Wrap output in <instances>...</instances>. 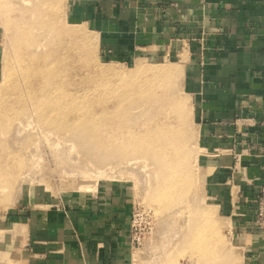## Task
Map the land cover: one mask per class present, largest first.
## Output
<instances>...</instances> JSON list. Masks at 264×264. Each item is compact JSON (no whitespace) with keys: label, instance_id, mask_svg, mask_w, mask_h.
Segmentation results:
<instances>
[{"label":"crops","instance_id":"obj_1","mask_svg":"<svg viewBox=\"0 0 264 264\" xmlns=\"http://www.w3.org/2000/svg\"><path fill=\"white\" fill-rule=\"evenodd\" d=\"M69 5L103 56L178 61L205 154L206 195L233 225L248 264H264V227L254 222L253 204L264 185V0ZM131 205L128 186L107 180L12 218L26 233L27 264H134Z\"/></svg>","mask_w":264,"mask_h":264},{"label":"rangeland","instance_id":"obj_2","mask_svg":"<svg viewBox=\"0 0 264 264\" xmlns=\"http://www.w3.org/2000/svg\"><path fill=\"white\" fill-rule=\"evenodd\" d=\"M60 1L0 0V92L7 84L6 80L11 79L17 70L19 57L25 51H35L36 44H41L38 51L55 50L52 54L65 60L74 90L80 94L79 102L93 111L112 104L114 96L105 91L112 84L120 85L122 90L139 84H123L121 78L100 73L98 66L101 64H111L121 71L130 72L137 61L145 66L178 63L172 55L126 62L103 56L94 35L71 18L70 0L61 11L56 10ZM51 21L59 26L79 27L81 32L77 37L63 36L57 27L46 33L45 25ZM19 33L23 36L17 39V44L15 36ZM51 43L55 48L50 47ZM182 81L183 78L176 94L187 103V111L180 116L177 112L167 114L166 101L164 109L163 105L156 109L158 113L162 111L164 118L168 116V121L182 127L184 145L180 153L183 159L180 157L179 163L170 152L163 154L167 161L163 159L159 165L158 155L149 152L99 151L92 142L58 129L61 128L59 121L49 131L38 126L42 128L39 134L27 131L20 134L15 142L5 139L6 149L10 150L5 160L8 166L5 164L0 171V264H27L26 233L25 230L20 231L19 224L12 218L17 212L56 203L78 191H90L99 182L107 180L126 184L130 190L131 262L134 264H248L235 243L233 225L206 195L205 154L198 144L196 119ZM152 110L154 107L148 112ZM143 118L139 117L137 123L135 119L136 124H133L136 126L141 120L150 119L147 116L146 120ZM128 158L132 160L127 163ZM172 166L171 172L167 170ZM179 167L182 170L181 181L179 178L171 181L170 175L176 168L180 170ZM202 210L213 211V214L206 219L200 216Z\"/></svg>","mask_w":264,"mask_h":264},{"label":"bare ground","instance_id":"obj_3","mask_svg":"<svg viewBox=\"0 0 264 264\" xmlns=\"http://www.w3.org/2000/svg\"><path fill=\"white\" fill-rule=\"evenodd\" d=\"M66 1L61 0L56 10L61 11ZM57 27L60 28V35L63 36L77 37L81 32L79 27L59 26L54 21L45 25V31H52ZM22 36L23 34L19 33L15 39ZM53 39H55L54 36ZM52 43L50 47L53 46ZM40 45L36 44L35 51H25L19 57L17 70L11 79L6 80L7 84L0 92V140L4 139L0 141V171L6 164L7 151L10 150L9 147L8 150L6 149L8 145L5 144V141L7 139L15 142L20 134L27 131L39 134L42 129L39 127L49 131L57 126V121L61 123V128L58 129L64 130L66 134L73 137L80 136L82 140L92 142L100 149L99 151L108 149L114 150L113 152L128 150L143 152V154L149 152L158 155L156 160L159 165L164 159L163 154L170 152L174 153L177 162H180L179 159L182 155L180 152L184 145L182 127L180 124L174 125L171 120L168 121V116L166 118L161 116L162 111L159 113L157 111L163 103L165 104V101L167 107L163 105L162 108L166 107L167 114L177 112L180 116L183 111H187V103L176 94L183 73L180 65L145 66L142 62L137 61L134 69L126 72L111 64H101L98 66L100 73L121 78L123 84L131 85L133 82L139 84L128 86L123 90L120 85L112 84L111 87L105 89L106 92L112 93L114 96L112 104L103 105L99 110L94 109L93 111L90 107L79 102L80 94L78 90H74V82L68 73L65 60L52 54L55 50L38 51ZM53 47L55 48V46ZM165 95L167 98H164ZM168 98L170 102H168ZM152 107H154L153 112H148ZM143 116L145 120L146 116L150 119L141 120L142 122L135 126L138 118ZM169 154L166 155L169 156ZM131 158L133 159V157ZM169 158L171 157L169 156ZM132 159H126L127 163ZM164 160L167 161L166 158ZM169 161L172 162L170 159ZM163 166L167 168L165 164ZM173 166L167 170L171 172ZM181 171L176 168V171L170 175V180L174 181L179 178L181 181ZM176 174L177 177H175ZM166 178L169 179V177ZM212 214L213 211L208 210L200 212V216L206 219L210 218Z\"/></svg>","mask_w":264,"mask_h":264},{"label":"built area","instance_id":"obj_4","mask_svg":"<svg viewBox=\"0 0 264 264\" xmlns=\"http://www.w3.org/2000/svg\"><path fill=\"white\" fill-rule=\"evenodd\" d=\"M254 222L259 227H264V185L261 186L253 199Z\"/></svg>","mask_w":264,"mask_h":264}]
</instances>
